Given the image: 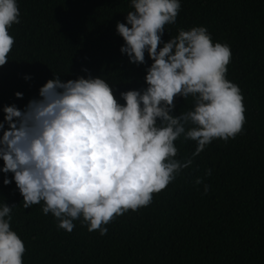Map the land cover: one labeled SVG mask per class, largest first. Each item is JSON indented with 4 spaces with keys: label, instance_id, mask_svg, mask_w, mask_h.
Here are the masks:
<instances>
[{
    "label": "trees",
    "instance_id": "1",
    "mask_svg": "<svg viewBox=\"0 0 264 264\" xmlns=\"http://www.w3.org/2000/svg\"><path fill=\"white\" fill-rule=\"evenodd\" d=\"M17 3L20 23L9 29L15 43L8 62L0 66V122L5 105L23 110L54 74L64 81L101 77L121 103L120 92L147 86L152 60L146 52L145 64L130 63L116 31L117 21L126 23L127 12L134 10L131 0ZM180 3L176 23L166 25L162 40L181 28L204 26L213 42L230 47L227 78L243 95V131L227 142L212 141L189 168L154 194L150 205L105 225V235L88 231L80 220L71 232L58 228L51 213H42V202L24 208L14 174L0 171V205H16L11 228L26 247L23 264H264V0ZM175 103L178 114L194 101L178 96ZM175 144L178 159L196 147L182 137ZM3 164L0 158V169ZM208 169L211 175H205ZM6 176L12 180L8 185L3 183ZM197 178L203 183L195 184ZM205 184L210 186L206 194Z\"/></svg>",
    "mask_w": 264,
    "mask_h": 264
},
{
    "label": "clouds",
    "instance_id": "2",
    "mask_svg": "<svg viewBox=\"0 0 264 264\" xmlns=\"http://www.w3.org/2000/svg\"><path fill=\"white\" fill-rule=\"evenodd\" d=\"M131 7L116 31L130 63L145 64L146 52L152 60L145 88L120 92L121 103L101 77L64 81L54 74L23 110L3 107L0 129L5 122L8 128L0 137V171L14 174L24 208L42 202V213H51L68 232L80 220L88 231L105 235V225L150 205L212 141L235 138L246 122L241 90L227 78L230 47L213 42L204 26L181 28L163 41L180 0H131ZM18 23L17 0H0V66L15 43L9 29ZM178 96L191 97L193 107L175 114ZM181 137L196 147L178 159L175 141ZM209 187L204 185L205 194ZM15 206L0 205V264H23L26 247L11 228Z\"/></svg>",
    "mask_w": 264,
    "mask_h": 264
}]
</instances>
